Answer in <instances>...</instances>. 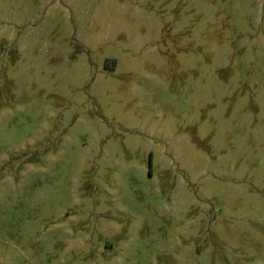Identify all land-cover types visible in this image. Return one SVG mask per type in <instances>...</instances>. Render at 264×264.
I'll return each instance as SVG.
<instances>
[{"label": "rangeland", "instance_id": "rangeland-1", "mask_svg": "<svg viewBox=\"0 0 264 264\" xmlns=\"http://www.w3.org/2000/svg\"><path fill=\"white\" fill-rule=\"evenodd\" d=\"M0 264H264V0H0Z\"/></svg>", "mask_w": 264, "mask_h": 264}]
</instances>
